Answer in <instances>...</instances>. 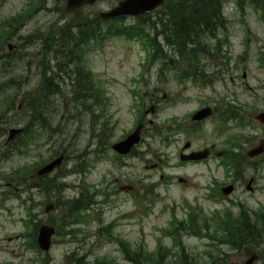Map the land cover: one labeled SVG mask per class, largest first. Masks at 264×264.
Listing matches in <instances>:
<instances>
[{
    "label": "rangeland",
    "instance_id": "374dc122",
    "mask_svg": "<svg viewBox=\"0 0 264 264\" xmlns=\"http://www.w3.org/2000/svg\"><path fill=\"white\" fill-rule=\"evenodd\" d=\"M119 1L95 0L66 14V0H0V62L8 61V68H0V84L8 81L1 89L0 104V264H133L128 256L138 250L144 260L159 259L158 264H244L253 254L257 255L253 264H264V239L256 246L235 248L221 230L232 224L222 221H233L243 212L252 221L264 216V155L246 156L264 140L263 125L255 119L264 112V0H257L261 7H254L256 0H223L226 31H219L216 39L227 36V42L215 46L214 40H203L211 48L210 56L201 55L195 63L206 76L195 82L181 79L179 64H172L181 61L172 58L178 48L163 44L162 36L156 37L161 46L152 54L139 39L113 33L102 37L101 45L97 40L88 49L75 47L98 100L105 99L83 107L73 100L74 63L63 68L68 73L58 71V63L67 61L59 34L89 26L85 22ZM19 15L25 18L20 20ZM136 20L99 21L93 28L99 36L110 28L141 27L144 19ZM9 22L15 28L5 33ZM51 38L57 45L45 53L42 44ZM7 42L15 45L11 52ZM45 65L46 76H53L59 91L32 115L27 103L42 86ZM7 96L14 98L13 105ZM205 105L215 110L214 115L193 126L197 123L190 120L192 113ZM93 108L95 114L104 110L98 123L110 129L105 148L142 123L138 149L146 153L122 159L110 150L100 156L94 153ZM28 121L34 141L16 153L13 148L20 146V138L5 145L7 131ZM187 141L188 151H219L223 145V151L233 150L238 157L230 169L221 165L220 153L199 163H182L178 152ZM54 153H65L67 159L35 185L37 180L30 179L34 168ZM228 157L223 153V162ZM250 178L251 192L245 189ZM6 183L12 187L6 189ZM227 184L234 190L223 196L219 189ZM77 198L89 208L74 220L69 204L63 203ZM50 202L58 207L45 213ZM177 220L190 225L177 226L173 241L168 232ZM41 224L57 231L48 253L36 248L30 236Z\"/></svg>",
    "mask_w": 264,
    "mask_h": 264
},
{
    "label": "trees",
    "instance_id": "16d2710c",
    "mask_svg": "<svg viewBox=\"0 0 264 264\" xmlns=\"http://www.w3.org/2000/svg\"><path fill=\"white\" fill-rule=\"evenodd\" d=\"M207 0H196L192 6L196 8L197 10L194 13L186 14L187 21L191 20H197L199 17H210V13L208 14V11L204 8L207 6V3L205 2ZM209 1H216V0H209ZM169 5L165 6L166 8L159 14L158 20L161 22V29H157L156 26L153 24V26H149L152 31L155 32V36H158V34H161L166 41L167 44H170L174 46L175 48H178L179 53L182 54H198V53H205L207 52V48L209 50L210 46L208 47L204 44L203 39L205 40H214L212 42L213 45L219 46V44H222V41L216 39L217 33L219 31H226V24L223 21V30H216L214 28L212 29H200V28H176L174 25V19H176L175 13L178 8H174V5L172 3H168ZM189 2L184 1L179 4L182 9L188 5ZM258 6L261 7V4L258 3ZM182 13V11L180 12ZM214 16V14H211ZM20 19L22 18V15L18 16ZM180 17V16H179ZM189 17V20H188ZM210 20V19H208ZM224 20V18H223ZM93 25V24H91ZM78 26V31L75 33L68 32V34H65L64 32L59 34V37L64 39H78L81 40L82 38H90L91 36H94L95 29L93 26ZM19 26V22H18ZM15 26L13 23L9 22L6 26V29L3 31L5 33L11 32ZM136 29V30H135ZM140 32V28H134L131 30V32ZM225 36L223 38V45L226 44ZM6 37L5 39H7ZM4 39V40H5ZM70 42H66L68 44ZM190 45H193L194 47L191 48ZM207 47V48H206ZM63 48H65L63 46ZM214 48H212L213 50ZM63 54H66V52H63ZM69 55H71V52L69 51ZM65 56V55H64ZM188 62V61H187ZM67 62L61 61L58 63L59 70L61 72H64L63 67H65ZM191 63H198V60L192 61ZM3 69L8 68V61H3ZM189 69L197 70V66L194 68L192 66L188 67ZM47 70L44 71L43 79H42V86L37 91V94L35 96L28 100L27 108L31 112L32 115L38 114L40 112V109L44 107V104L42 102L48 101V96H54L58 89V84L54 82L53 76H46ZM54 75V73H52ZM73 78L71 80V86L74 87V98L73 100L77 103L80 102L83 105L85 104L83 99L86 101L88 98V85L91 84L90 80V73L88 70H85L83 68L75 69V73H72ZM8 84V81L5 83L0 84L3 87H5ZM9 104L13 105L14 98H11L10 96L6 97ZM39 111V112H38ZM230 112V110H228ZM231 118H234L235 116L230 114ZM33 125V124H32ZM32 125L29 123V121L26 123V125L23 128V132L17 137L20 138V147H24L25 149L30 146V137H33L34 133L30 130ZM228 158L230 161H233V159H237L238 154L228 153ZM69 204V210L75 214L74 220L76 219V215L79 214L78 212L85 210L88 208V203H84L82 198L72 199L69 202L63 203V205ZM58 206V205H57ZM236 221L232 222V224L228 226L223 227V237L226 238V242L229 243L230 246L235 248H242L247 246H254L258 245L261 240L264 239V216H260L258 218L259 225L255 222L252 224L250 220L247 218V215L245 213H242V216L239 218L234 219ZM232 221V220H230ZM225 243V242H223ZM160 253V252H159ZM158 253V254H159ZM162 253V252H161ZM160 255V254H159ZM128 259L133 264H158L159 259L153 260L154 263H151L149 261H146L142 257V253H140V250L134 251L130 256H128ZM192 263V262H191ZM185 264V263H180ZM189 264V263H186Z\"/></svg>",
    "mask_w": 264,
    "mask_h": 264
},
{
    "label": "water",
    "instance_id": "95a60500",
    "mask_svg": "<svg viewBox=\"0 0 264 264\" xmlns=\"http://www.w3.org/2000/svg\"><path fill=\"white\" fill-rule=\"evenodd\" d=\"M94 0H67L66 11L68 13L73 12L74 10H78L83 5L86 4H93ZM161 3V0H124L119 3V7H116L110 12L101 13V17H110V16H117V15H136L142 13L147 10H151L158 6ZM13 46L9 45V49H12ZM210 114L208 109H204L198 112L193 118L194 119H202ZM258 119L264 123V114L258 115ZM20 129H10L8 133L7 142L12 140L18 133H20ZM139 132L140 127H138L135 132L129 135L125 140L122 142L117 143L114 148L118 152L122 154H126L136 143L139 141ZM264 148L262 146H258L252 149L248 155L249 157H254L260 153H262ZM208 153H193L187 156H181V160H198L201 158H205ZM63 156H59L58 158L53 159L52 161L48 162L40 169H38L35 173L36 176H44L46 174L51 173L53 170L59 168L62 164ZM250 183L247 185V188L250 189ZM232 191V186H228L222 189V192L227 195ZM53 204H49L45 207V212H49L53 210ZM55 230L53 227L48 225H42L39 228L38 236H37V243L41 250L47 252L51 246L52 236L54 235ZM253 258H250L246 264H251Z\"/></svg>",
    "mask_w": 264,
    "mask_h": 264
},
{
    "label": "flooded vegetation",
    "instance_id": "af4514ba",
    "mask_svg": "<svg viewBox=\"0 0 264 264\" xmlns=\"http://www.w3.org/2000/svg\"><path fill=\"white\" fill-rule=\"evenodd\" d=\"M166 1L167 0H164V3ZM172 1L175 4H179L181 2V0H172ZM187 1L188 2H194L195 0H187ZM217 2H220V0H218ZM156 10L150 12V14L155 13ZM205 10L208 11V14L210 13V17L209 18L199 17L198 20H196V21L195 20L194 21L189 20V17H188L189 21H187V19L182 18V17L186 16L185 12L182 11L183 15H178L176 17V20L174 21L175 23L173 26L180 27V28H200V29L222 28L223 27V9H222V6L217 5L216 7H212L210 5H207L205 7ZM177 12H180V10ZM190 13H194V11H188V14H190ZM211 14H214V16H212ZM219 18H222V20H219ZM208 19H210V20H208ZM201 55L202 54L195 55V54L175 53L172 55V58H173V60L181 59L182 61H188V63L190 65H192L193 63H190V62L195 61V58H200ZM87 88L91 89V91H92V94L90 96V102L92 103V107H94L96 105L95 103H101V102L105 101L104 98H102L101 100H98L99 97H98V95H96L94 93V88H92V87H87ZM101 93L103 94V92L99 93L100 96H102ZM87 100H89V98H87ZM222 101H223V99H222ZM202 107H204V106H202ZM103 112H104V110H101V112H98L97 114H95V109L93 108V124H91V125L93 127L92 130H94L93 131L94 132V139L92 138L93 144H94V148H93L94 153H96L98 155H102V154L105 155L104 153H106L107 150H110V152L114 155V157L116 156L117 159H119V158L122 159L123 157L131 156V155H134L136 157H138V156L141 157L143 153H146V152L138 149V147L142 144V138H141L140 142L129 152V154H127L125 156H122V155L118 154L117 152H115L111 147L112 144L110 145V149L108 147L105 148L106 145H108L107 143H105V141L109 139L110 129L105 124H103V123L99 124L98 123L100 121V119L103 117ZM198 124L199 123H197L193 126H196ZM193 152H195V151H187V152L180 151L178 153H193ZM207 153H223V145H222L221 150L216 151V150L210 149Z\"/></svg>",
    "mask_w": 264,
    "mask_h": 264
},
{
    "label": "bare ground",
    "instance_id": "6f19581e",
    "mask_svg": "<svg viewBox=\"0 0 264 264\" xmlns=\"http://www.w3.org/2000/svg\"><path fill=\"white\" fill-rule=\"evenodd\" d=\"M182 18H184V19H187V17H186V16H184V17H182Z\"/></svg>",
    "mask_w": 264,
    "mask_h": 264
}]
</instances>
